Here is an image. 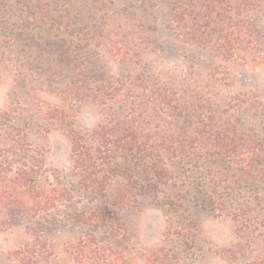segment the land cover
I'll return each mask as SVG.
<instances>
[{
  "label": "rangeland",
  "instance_id": "1",
  "mask_svg": "<svg viewBox=\"0 0 264 264\" xmlns=\"http://www.w3.org/2000/svg\"><path fill=\"white\" fill-rule=\"evenodd\" d=\"M196 3L207 4L206 0H3L0 165L11 167V173L0 178V186L9 190L14 174L33 172L37 162L43 186L62 190L66 201L35 215L34 197L28 195H20L16 206H0V264H95L94 258L74 254L86 235L104 238L107 247L118 250L122 258L115 264L264 262V226L261 217L255 219L257 210L263 216L264 203L258 207L254 201L243 167L237 170L224 163L214 147L216 142L240 151L252 147L264 160V9L261 5L249 9V38L231 43L234 53L224 60L214 45L199 47L177 34L174 10ZM205 14L189 19L190 23L209 24L211 17ZM78 53L88 59L79 67L87 75L75 84L79 69L68 64ZM68 87L78 93L74 107L61 93ZM108 88L116 92L107 95ZM158 95L168 105H162ZM50 109L62 112L69 130L81 134L83 145L92 152L98 148L91 136L96 128L129 130L132 116L141 117L153 139H166L187 155L195 148L189 137L193 131L208 134L209 141L196 144L201 157L195 164L188 157L166 155L169 168L185 177L164 186L157 196L133 191L135 202L122 212L125 237L115 239L106 230L82 229L60 218L64 205L88 217L98 202L81 190L70 160L71 139L45 120ZM260 165L252 182L264 198ZM110 166L128 168L129 163L113 159ZM98 172L106 176L101 167ZM258 172L263 174L257 176ZM213 182L219 184L214 187ZM224 182L230 187L225 189ZM123 184L114 178L110 192ZM208 195L227 196L231 207L248 206L251 214L237 221L228 209H206L203 200ZM167 199L173 208L166 205ZM39 237L47 243L48 258L34 253Z\"/></svg>",
  "mask_w": 264,
  "mask_h": 264
},
{
  "label": "trees",
  "instance_id": "2",
  "mask_svg": "<svg viewBox=\"0 0 264 264\" xmlns=\"http://www.w3.org/2000/svg\"><path fill=\"white\" fill-rule=\"evenodd\" d=\"M190 1V0H189ZM257 1V2H254ZM3 0H0V4ZM206 6L198 7L193 4L186 5L184 9L174 10L173 23L180 27L178 35L181 39L196 46L209 47L214 45L216 55L222 59L232 57L234 53L231 43L239 39L249 38L250 32L249 9L254 5H261L264 9V0H206ZM258 3V4H254ZM202 9L203 11H199ZM206 13V14H205ZM200 14H205L207 18L211 17L209 24L207 21L200 24L196 20V24L190 23L189 19L198 18ZM214 19V20H213ZM225 20V21H224ZM224 21V22H223ZM79 54V53H78ZM71 56L69 58L72 70L79 69L84 65L87 58L83 55ZM82 60V61H81ZM81 61V62H80ZM68 63V62H67ZM79 64V65H78ZM78 67V68H77ZM84 69V68H83ZM77 79L85 78L86 72L80 71ZM115 88H108L107 95H110ZM62 93L71 107L76 106L78 93L71 88H65ZM75 95V96H74ZM125 95H121L118 99H124ZM159 97V95H158ZM162 105H168L167 99L161 98ZM118 100L116 99L115 102ZM174 109V108H172ZM131 118V123H134L129 130L119 131L116 126H99L92 132V138L98 144V148L92 152L83 145V136L74 130H69L65 118L59 110L50 109L46 112L45 120L52 122L58 128L63 129L69 134L72 145V153L70 160L72 162L73 174L79 178V186L84 194H86L93 202H98L94 207L93 213L88 217L84 212L70 211L66 205L60 211V218L63 222L73 223L75 226L82 229L96 228L106 230L112 238H124L127 227L123 222L122 212L127 210L135 202L136 197L133 191H144L146 194L157 196L164 191L162 189L167 184L180 179L184 176L183 173L173 172L166 163V155L176 159L189 158L192 164L200 162V149H196V144L199 142H207L208 134L201 131H193L190 140L192 148L187 155V151L183 148H175L173 144L166 139H153L152 131L149 132L143 127L141 117ZM137 124V125H136ZM207 140V141H206ZM111 148L106 150V147ZM215 156L220 158L224 163H229L231 167H243L242 173L246 179H249V184L254 192V201L259 207L264 203V198L261 197L259 185L252 182V177L256 167L260 166L264 169V160L257 150L252 147L246 149L234 150L229 143H215ZM106 151V152H105ZM6 156V155H3ZM113 159H121L123 162L129 163L128 168H118L110 166V161ZM103 169L106 174L101 175L98 172L99 168ZM108 169V170H107ZM41 166L39 163H34L33 172L22 170L20 173L14 174L13 184L9 190L2 189L0 186V206L12 207L20 204L18 198L20 195H28L34 197V215L45 212L44 209L49 205L57 206L59 203H65L66 198L62 190L57 188H45L41 183L40 178ZM10 169L0 165V178L9 176ZM263 174L258 172L257 176ZM180 176V177H179ZM185 177V176H184ZM183 177V178H184ZM114 178L124 180L121 189L110 192L109 188ZM12 179V178H11ZM261 179L264 180L263 176ZM33 180V181H32ZM264 182V181H263ZM219 183L213 182L214 187ZM225 189L230 187L228 182H224ZM261 194V195H260ZM228 197L223 196L215 198V196H206L203 200V206L213 212L226 211L228 209L230 215L237 221L245 219L251 213L248 212V206L240 209H235L228 204ZM166 205L173 208V202L166 200ZM260 210H257L255 219H260L264 226V214L261 215ZM252 217V216H251ZM247 221V220H246ZM42 237L34 240V253L42 258L50 256L47 248V243ZM106 239L97 238L86 235L82 237L75 248L74 254L76 258H94L95 264H115L122 258V254L114 248L106 246ZM75 245V246H77ZM86 252V253H85ZM93 255V256H92ZM254 264H264V262L256 261Z\"/></svg>",
  "mask_w": 264,
  "mask_h": 264
}]
</instances>
